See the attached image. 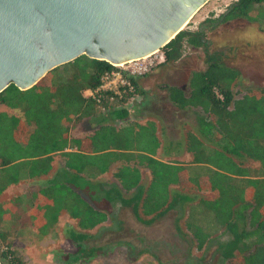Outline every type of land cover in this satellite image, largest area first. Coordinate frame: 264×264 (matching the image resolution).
<instances>
[{"label": "trees", "instance_id": "16d2710c", "mask_svg": "<svg viewBox=\"0 0 264 264\" xmlns=\"http://www.w3.org/2000/svg\"><path fill=\"white\" fill-rule=\"evenodd\" d=\"M260 9L264 0H236L218 19L204 23L257 22L264 20ZM184 47L206 49L204 34L180 31L162 48L160 66L176 64ZM203 52L205 68L191 74L186 89L165 88L177 109L198 110L195 129L181 141H161L153 121H130L129 109L85 98L82 91L99 86L110 68L85 55L54 68L27 90L13 84L3 90L0 106L14 113L0 111V196L21 183H35V190L0 204V240L6 236L3 226L18 222V211L36 234L47 235L62 213L80 231H90L117 207L130 208L136 221L150 225L188 206L185 224L198 250L221 232L224 240L215 243L222 264H264V88L238 97L241 71L227 64L223 53ZM138 78L133 84L141 94ZM84 120L93 123V131L72 137L71 128ZM182 151L191 156L189 163L158 157ZM115 165L114 183H103L100 177ZM139 167L147 169L148 179ZM195 191L216 196L196 199ZM78 232H68L71 240H82ZM78 248L81 256L85 249ZM2 259L23 264L8 246L1 254L5 264Z\"/></svg>", "mask_w": 264, "mask_h": 264}, {"label": "rangeland", "instance_id": "374dc122", "mask_svg": "<svg viewBox=\"0 0 264 264\" xmlns=\"http://www.w3.org/2000/svg\"><path fill=\"white\" fill-rule=\"evenodd\" d=\"M235 1L209 0L192 16L183 30L197 31L205 19L209 21L218 19ZM260 11L264 13L263 10ZM207 38L210 42L206 49L184 47L179 61L170 66L172 71L159 75L157 73L163 68L160 66L147 74L148 76H144L143 88L139 86L142 97L132 105L130 121L139 123L153 121L161 141L164 139L181 141L188 132L193 131L198 110L179 111L171 106L164 86L173 84L186 89L191 74L205 68L204 50L208 53L214 51L223 53L225 62L241 71L242 77L235 89L238 97L244 90L258 93V90L264 88L263 19L257 22L236 19L224 23L214 37L207 35ZM0 111L14 113L3 106H0ZM113 125L118 128L122 123L114 122ZM93 129V123L84 120L71 128V136H87ZM158 157L168 161L175 160L181 164L191 161V156L184 151L174 156L159 154ZM59 162L61 159L57 163ZM250 166L253 171L258 169L256 164ZM116 167L113 166L109 173L100 177V180L107 184L114 183L112 174ZM139 170L143 179H148L147 169L139 167ZM33 190L35 183H21L9 187L0 196V204L9 203ZM176 191L186 192L180 188ZM194 196L196 199L202 197L212 200L216 194L195 191ZM195 203L197 200L192 204ZM189 212L188 206L171 210L152 224L144 225L136 221L130 208L117 207L113 209L106 222L90 231H80L76 222L62 213L49 234L38 235L26 214L18 211V222L14 225L8 223L2 228L6 231V236L5 240H0V262L2 251L8 246L23 264H222L216 252L215 239L224 240V236L219 235L221 232L217 233L212 237L213 243L198 250L185 224ZM71 231L82 232V240H71L68 234ZM79 246L85 249L81 256L77 252ZM74 255L80 259L75 260L76 258H72Z\"/></svg>", "mask_w": 264, "mask_h": 264}, {"label": "water", "instance_id": "95a60500", "mask_svg": "<svg viewBox=\"0 0 264 264\" xmlns=\"http://www.w3.org/2000/svg\"><path fill=\"white\" fill-rule=\"evenodd\" d=\"M209 0H0V93L85 55L120 64L162 49ZM1 264V262H0Z\"/></svg>", "mask_w": 264, "mask_h": 264}, {"label": "built area", "instance_id": "2783aa9c", "mask_svg": "<svg viewBox=\"0 0 264 264\" xmlns=\"http://www.w3.org/2000/svg\"><path fill=\"white\" fill-rule=\"evenodd\" d=\"M164 62L165 55L160 49L143 58L120 64H109L110 68L102 74L99 86L83 90L82 95L99 105L107 102L115 108L130 110L139 100L133 79L150 73Z\"/></svg>", "mask_w": 264, "mask_h": 264}, {"label": "flooded vegetation", "instance_id": "af4514ba", "mask_svg": "<svg viewBox=\"0 0 264 264\" xmlns=\"http://www.w3.org/2000/svg\"><path fill=\"white\" fill-rule=\"evenodd\" d=\"M206 20L207 19H205L202 22V25L199 26V28L197 29V31H200V32H202L204 34V39L207 42V47H208V42H210V40H207L208 39L207 38V35H208V37H212V35L214 37V35L218 32V30L222 26V23H219V24H216L214 22H211L212 24L211 23H204Z\"/></svg>", "mask_w": 264, "mask_h": 264}, {"label": "crops", "instance_id": "0c3cea01", "mask_svg": "<svg viewBox=\"0 0 264 264\" xmlns=\"http://www.w3.org/2000/svg\"><path fill=\"white\" fill-rule=\"evenodd\" d=\"M178 62V61H177ZM176 62V63H177ZM174 66V65H173ZM172 67V66H171ZM171 67L168 65H164L163 66V68H162V70L160 71V73H157V74H164V73H167V72H170V71H172L171 70ZM158 68V67H157ZM156 69V68H155ZM154 70V69H153ZM153 70L151 71V72H153ZM164 72V73H163ZM149 74V73H148ZM148 76V75H147ZM143 79H144V77H139L138 79H137V84H138V86H140V88H143V86L142 85H144V82L145 81H143ZM156 80H157V77L155 76L154 77V81L156 82ZM141 84V85H140ZM169 86H172V87H177V88H180V89H183V88H181V87H179V86H176V85H173V84H168V85H165L164 87L166 88V87H169ZM144 90V89H143ZM184 90V89H183ZM165 91H166V89H165ZM166 95H167V91H166ZM142 97V95L141 94H139V98H141ZM167 100H168V98H167ZM169 102V101H168ZM170 103V102H169ZM170 105L171 106H173L171 103H170ZM173 107H175V106H173ZM176 108V107H175ZM177 109V108H176ZM179 110V109H178ZM179 111H182V110H179ZM70 134H71V131H70ZM157 134H158V136H159V133H158V131H157ZM83 137H85V136H83ZM83 137H78V138H83ZM75 138H77V137H75ZM160 138V137H159Z\"/></svg>", "mask_w": 264, "mask_h": 264}]
</instances>
